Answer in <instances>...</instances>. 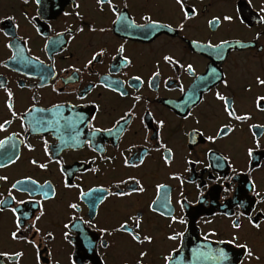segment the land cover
Masks as SVG:
<instances>
[{
    "label": "flooded vegetation",
    "instance_id": "af4514ba",
    "mask_svg": "<svg viewBox=\"0 0 264 264\" xmlns=\"http://www.w3.org/2000/svg\"><path fill=\"white\" fill-rule=\"evenodd\" d=\"M183 3L197 14L185 20L177 0H112L115 13L107 0L102 6L97 0H0V123L10 121L0 130V140L8 138L0 147V176L7 177L0 180V200L7 201L0 204V252H23L0 264H37L33 245L10 236L17 217L19 235L50 253L42 264H166V256L173 258L170 264H264V110L256 107L264 96L256 80L264 79V0ZM117 14L137 24L148 16L173 31L125 30ZM213 17L218 22L209 24ZM221 40L229 43L220 56L205 51L209 41ZM217 92L236 115L249 118L229 117ZM222 125L232 131L208 140ZM165 148L172 150L168 164ZM224 156V166L215 167ZM17 181L22 183L13 189ZM136 181L143 192L131 191ZM157 184L166 185L159 196ZM94 195L102 196L95 204ZM235 220L239 230L231 227ZM125 221L139 241L116 230ZM177 232L183 236L168 238ZM233 235L248 244L253 258L226 243ZM219 249L229 260L217 258Z\"/></svg>",
    "mask_w": 264,
    "mask_h": 264
},
{
    "label": "snow or ice",
    "instance_id": "6c2138e0",
    "mask_svg": "<svg viewBox=\"0 0 264 264\" xmlns=\"http://www.w3.org/2000/svg\"><path fill=\"white\" fill-rule=\"evenodd\" d=\"M37 2H39V0H37ZM97 3L100 4L101 6L105 3V0H97ZM107 3L109 4L111 10L115 13L117 11L116 7L112 5V0H107ZM177 3L180 4V7L181 9L183 10V16H184V19L187 20L190 18V16H195L197 14L196 12V9L194 7H191V8H186L184 3H183V0H177ZM261 12H264V8L261 9ZM77 15H79V13H77ZM218 19L217 17H213V20L212 21H209V24H213L214 22H218ZM223 19L225 21H231L232 20V17L231 16H224ZM117 20L121 21V24H122V27L127 30L128 28H137V29H149V30H152V29H155V28H168L169 31H173L171 25H166V24H162L160 23L159 21L157 20H153L151 17H144V20H145V23L143 24H137L134 20L131 21V23H127V20L128 18L126 16H122L120 14H117ZM259 21L264 23V16H260L259 17ZM179 28H183V24H180L179 25ZM92 31H95V29H91ZM79 31H83V29H79ZM100 31H104V29H100ZM259 33H257V38L259 37ZM194 45H198V42L197 41H193L192 42ZM229 42L227 40H221L219 42V44H213L211 41L208 42V44L205 46V51H211L212 53H214L216 56H220L221 53H222V50H223V46L227 45ZM239 43V42H237ZM10 46V45H9ZM241 46H244V45H241ZM123 48L124 46L123 45H120V51H123ZM103 52V49H101V53H97V54H94L93 57H92V60H89L88 61V64H91L93 60H95L97 58V55L99 54H102ZM14 58V57H13ZM163 59L169 63H174V64H179V61H174L173 60V57L172 56H164ZM38 60V58H37ZM124 60L127 61L128 63H130V61L128 60V57H124ZM187 68L188 70L190 71H194L193 70V66L191 64H188L187 65ZM78 71V70H77ZM211 72L213 74H215L216 70L215 69H211ZM153 77L155 76H158L159 73L158 72H154L153 74ZM105 80L107 79L106 77L104 78ZM134 80L136 81H140V77L139 76H136L133 78ZM217 79H222V76H218ZM256 80H257V83H259L260 85H264V79H261L259 76L256 77ZM222 82L225 84V86H227V79H223ZM117 85H120V82L119 81H116L115 82ZM105 87H110L108 84H105L104 85ZM181 91H183V88H181ZM119 94L121 96H124L126 95V92L123 91V90H119ZM216 96L219 100L223 101L224 102V111L227 113V115L229 117H235L236 120H247L249 117L247 114L243 115V116H238L236 115V112H235V108L232 106V104L229 102L228 98L226 96H223L221 95L219 92L216 93ZM8 97H9V101L7 102V107L9 108V110L11 111L12 108H13V104L11 102V98H12V93L9 91L8 92ZM135 100H139L140 97L137 96L134 98ZM256 107L257 109L259 110H264V96H258L256 98ZM97 108H99V106H97ZM13 115H16L15 112L12 113ZM130 113H125V115H129ZM190 115V113H189ZM77 120H79L80 122L82 123H87V120L86 118L84 117L83 114H78L77 117H76ZM92 119L94 120L95 119V116L92 117ZM121 120L124 119V117H121L120 118ZM10 121L8 120H5L3 123H0V130L4 129L5 125L9 124ZM36 123H40L39 121H36ZM157 124L159 127H163L164 125V121L163 120H159L157 121ZM94 131H109L111 132L112 130L111 129H94ZM232 131L231 129H228L227 128V125H222L221 128L218 130V132L216 133V135H210L207 137L208 140L210 141H214L217 139V137H220V136H226L228 135V133ZM7 140L8 138L6 137L4 140H0V147H3L5 143H7ZM165 152L167 153L163 159L165 161L166 164L170 163L171 160H172V150L171 149H168V148H165ZM209 152H211V149H209ZM248 154L249 156H251L252 154V149L249 148L248 149ZM8 160L9 162H12L11 161V157H8ZM228 160V157L227 156H224V157H217L215 159V167L217 168H221L224 166V163ZM143 162V160L141 159V163ZM33 164L36 163V161H32ZM128 161L127 159L125 160V164H127ZM187 163L191 164L192 161L189 160L187 161ZM4 165L0 164V167H3ZM211 166V165H210ZM41 168H44L46 167V165L44 164H41L40 165ZM187 170V169H186ZM26 180L30 181L31 184H35L34 181H31V178L30 177H26L25 178ZM0 180H7V177L6 176H0ZM22 182L21 181H17L16 183H14L12 185V188L13 189H16L18 187V185H20ZM45 184H47V182H45ZM139 185V181H136L135 184L132 186V189L131 191H139V192H143L144 191V188L142 186H138ZM67 187H73V185H70V184H66ZM78 187V186H77ZM156 190H157V196H159L160 194V191L164 188H166V185H163V184H157L156 186ZM23 191H30L31 189L29 187H24L22 189ZM53 191V194H54V189L52 190ZM101 193L103 192V189H100L99 190ZM93 190L92 189H89V193H92ZM129 193H126V192H123V191H118L115 193V195L117 196H125V195H129ZM87 194L83 191L80 192V196L81 197H84L86 196ZM15 197L11 196V192H9V200H14ZM99 199H102V196H99V195H94L93 198H92V203L95 204V202ZM19 203H23V201H20ZM155 203V201H154ZM177 203L180 204L181 208L184 207V204L180 201H177ZM0 204H7V201H4V200H0ZM69 207L72 208V209H76L78 207L77 204L75 203H72V204H69ZM151 207V205H150ZM0 211H3V208L0 207ZM11 211L15 214L16 213V209L15 208H11ZM41 215H43V213L41 212ZM170 215V218L173 220V221H177L179 220L180 223H185L186 221L183 220V218H180V217H177L175 215H171V213H169ZM244 213L243 212H238L236 213V216H243ZM39 219V217H37V220ZM249 221L253 224L254 227L256 228H259V223L254 220L252 218V216L249 215L248 217ZM28 227H34L33 225H29ZM65 227H67V225H65ZM136 227L138 228L139 227V219H137L136 221ZM231 227L233 229H237L239 230L242 225L240 224L239 220H235L232 222L231 224ZM21 228H22V224H21V221H20V218L17 217L16 218V230L15 231H12L10 233V236L13 240H19V239H25L27 243L29 244H32L33 247L36 249V261H37V264H42V262L44 261H47L48 260V257L50 256V253H48L47 255H43L40 251V245L37 244L35 242V240H30V239H27L26 237H23L21 235H19V233L21 232ZM116 230H123V231H126V232H129L130 235H132V238L133 240H136V241H139L140 240V237L138 234L136 233H133L128 227H127V221H125L124 223L120 224L119 225V228L116 229ZM106 231V230H104ZM40 232V229L39 228H36V233L38 234ZM45 235H47L49 238L52 237V233H46ZM183 236V233L182 232H177V233H174L172 235H170L168 238L171 239V240H175L179 237ZM145 241H151L152 237L151 236H145L143 238ZM239 239V237L237 235H233L232 236V239L230 241H227L226 243H230V244H235V246L237 248H240L241 251L243 253L246 254V256L248 258H253L254 256V253L252 251L251 248H249L248 244L247 243H236V241ZM45 252H47V249L44 250ZM173 251L175 252L176 249H173ZM195 251V250H194ZM140 257H144L146 255L145 252H140ZM23 256V252H13V253H8V252H0V259L2 258H14L16 260H18L20 257ZM217 258L219 260H222V261H227L229 260V256L228 254L223 250V249H219L218 250V256ZM258 259V257H255ZM173 258L171 256H166L164 257V260L166 262V264H170V261L172 260ZM137 264H140V261H137ZM240 264H243V261H240Z\"/></svg>",
    "mask_w": 264,
    "mask_h": 264
},
{
    "label": "water",
    "instance_id": "95a60500",
    "mask_svg": "<svg viewBox=\"0 0 264 264\" xmlns=\"http://www.w3.org/2000/svg\"><path fill=\"white\" fill-rule=\"evenodd\" d=\"M187 247H188V245H187ZM189 248V247H188ZM193 264V263H192Z\"/></svg>",
    "mask_w": 264,
    "mask_h": 264
}]
</instances>
